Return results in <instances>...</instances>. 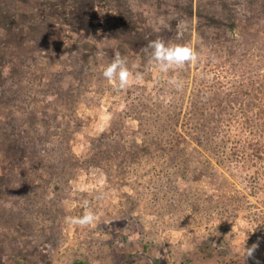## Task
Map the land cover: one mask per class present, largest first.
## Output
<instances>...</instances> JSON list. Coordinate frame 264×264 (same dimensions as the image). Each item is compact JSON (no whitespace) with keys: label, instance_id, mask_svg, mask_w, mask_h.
Returning <instances> with one entry per match:
<instances>
[{"label":"rangeland","instance_id":"obj_1","mask_svg":"<svg viewBox=\"0 0 264 264\" xmlns=\"http://www.w3.org/2000/svg\"><path fill=\"white\" fill-rule=\"evenodd\" d=\"M157 40L195 58L158 60ZM258 54L264 0H0V264H264V160L182 122L198 78L232 90ZM166 116L184 166L160 157Z\"/></svg>","mask_w":264,"mask_h":264},{"label":"trees","instance_id":"obj_2","mask_svg":"<svg viewBox=\"0 0 264 264\" xmlns=\"http://www.w3.org/2000/svg\"><path fill=\"white\" fill-rule=\"evenodd\" d=\"M256 59V66L251 69L249 76L239 82H233L230 85L233 87L232 90L224 88L223 84L218 85L215 80H207L205 77L198 78L194 87L192 85L188 106L182 118L185 134L198 129L197 126H192L194 117H196V122L201 124H203L204 117L208 118L204 120L205 127H207L205 139L211 136L220 137L223 142L232 144L230 158L236 162L243 160L252 164L257 160H264V107L254 116L245 107L254 100L264 104V54L256 55ZM239 74L243 75L245 71H241ZM236 106L238 107L236 108ZM175 110H177L176 105ZM178 112L180 111L174 112L177 117ZM171 119L172 117L168 116L167 118L166 116L164 121L166 125L163 127L167 128L170 135H167L168 147L162 145L160 148L163 153L160 157L164 160L167 157L170 161L181 160L180 162L184 166L187 159L181 155L180 151H177L179 129L176 130L175 124L177 123L170 122ZM158 129L161 130V126ZM227 133L232 135L229 136ZM144 138L141 148L147 150V147H159V144H153L151 139ZM147 141L150 143L147 144ZM223 145L225 144L222 143L221 147ZM175 167H178L177 163ZM257 176L258 173L255 177Z\"/></svg>","mask_w":264,"mask_h":264},{"label":"clouds","instance_id":"obj_3","mask_svg":"<svg viewBox=\"0 0 264 264\" xmlns=\"http://www.w3.org/2000/svg\"><path fill=\"white\" fill-rule=\"evenodd\" d=\"M187 27V22L184 20H179L177 22V37L179 38L183 35L184 29ZM150 46L154 48V56L158 60L167 61L170 65H182L185 62H190L195 58L194 51L185 45H173L171 47H166L163 42L157 40L151 42ZM103 54V53H102ZM121 61L119 55L116 56V59L113 63L108 65L103 70V77L107 80L111 81L113 79L114 73H116L117 68L119 67ZM119 79V87L121 89L125 88L128 84L129 73L124 70L120 69L118 73ZM85 207H87V201H85ZM98 216L91 210L87 211L82 216L73 217L68 216L66 217V221L72 225H78L81 227L88 226L94 224L98 220ZM258 247L257 244H253L251 248H244V255L243 258H251L253 256V252Z\"/></svg>","mask_w":264,"mask_h":264}]
</instances>
